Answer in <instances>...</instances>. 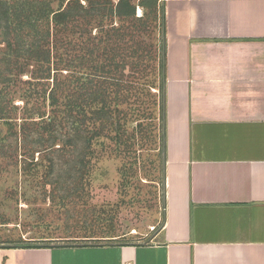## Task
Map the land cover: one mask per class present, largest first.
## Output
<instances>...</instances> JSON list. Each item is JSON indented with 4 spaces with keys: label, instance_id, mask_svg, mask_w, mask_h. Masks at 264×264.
Masks as SVG:
<instances>
[{
    "label": "crops",
    "instance_id": "1",
    "mask_svg": "<svg viewBox=\"0 0 264 264\" xmlns=\"http://www.w3.org/2000/svg\"><path fill=\"white\" fill-rule=\"evenodd\" d=\"M163 224L151 243L0 246V264H264V0H161Z\"/></svg>",
    "mask_w": 264,
    "mask_h": 264
},
{
    "label": "rangeland",
    "instance_id": "2",
    "mask_svg": "<svg viewBox=\"0 0 264 264\" xmlns=\"http://www.w3.org/2000/svg\"><path fill=\"white\" fill-rule=\"evenodd\" d=\"M152 1L158 5L153 8L154 4H150L148 12L156 9L160 12L161 0ZM146 11L138 6L136 16L141 17ZM8 23L6 17L0 18V88L6 87L3 82L10 73L3 61L9 38ZM19 25L20 33L15 36L25 45L23 49L38 42L35 30L47 31L53 41L50 25L41 21L27 23V19L25 24ZM156 30L153 35L151 33V38L150 33L143 35V38L153 47V51H157L160 61L164 52L163 30L158 27ZM18 62L23 65L29 63L23 57ZM160 64L154 75L158 78L157 88L151 89L159 106L154 105L147 112H150L147 117H151V120H140L137 109L136 115L127 123L125 140L128 147L124 144L119 149L121 154H112L107 147L96 148L95 157L88 156L91 158L79 165L82 172L74 168L72 154L75 152L68 144L71 141L73 147L84 146L73 138L74 134L65 137L67 135L61 131L64 128L59 126L57 135L60 141L56 144L62 146L66 143L68 148L45 150V146L41 145L42 138L50 140L51 137L37 124L41 120L39 116L45 113L47 118L53 109L47 104H41L42 107L36 105V97L42 89L33 79L36 75L33 67H26L20 81L6 89L5 99L10 97L9 90L17 93V96L25 93L33 96L29 101L20 97L16 99L14 105L18 111L15 118L18 124L23 122L24 117L35 118L30 120L25 133L18 131V135L10 136L8 127L0 126V246L153 241V235L163 224L164 214V180L161 179L160 167L165 125L160 105L163 95L160 90ZM136 95L141 94L133 93L132 102L135 100L136 103ZM132 106L126 103L119 110L128 113ZM134 108H137L136 104ZM140 121H143V128L151 121L150 130L146 131L148 135L138 132ZM54 141L53 138L46 146L53 145ZM43 158L45 164H40ZM44 175H48V179Z\"/></svg>",
    "mask_w": 264,
    "mask_h": 264
},
{
    "label": "trees",
    "instance_id": "3",
    "mask_svg": "<svg viewBox=\"0 0 264 264\" xmlns=\"http://www.w3.org/2000/svg\"><path fill=\"white\" fill-rule=\"evenodd\" d=\"M150 4H154L153 8L158 5L152 0H0V18L6 17L9 22L3 61L10 71L3 82L6 87L0 88V126L8 127L10 136L18 135V131L25 133L28 123L35 118L24 117L20 125L15 118L18 111L14 105L16 99L20 97L29 101L33 96L27 93L17 96L9 90L10 97L5 99L6 89L20 81L26 67H33L36 74L33 79L42 89L36 97V105L42 107L41 104H47L53 109L47 118L45 113L39 116L41 120L37 124L51 137L50 140L42 138L41 145L45 150H65L68 144L71 145L75 152L72 154L74 168L82 172L79 165L95 157L96 148L107 147L111 149L110 153L121 154L119 149L127 145V123L136 115L137 109L140 120H151L147 117L150 112H147L158 105L151 89L157 88L158 78L154 75L160 63V90L163 93L160 105L165 125V41L159 61L157 51H153L143 38L149 33L151 38L158 31L157 27L163 30L164 37L165 16L162 6L160 12L156 9L149 13ZM138 6L147 9L141 17L136 16ZM23 19L25 21L21 23ZM26 19L27 23L41 21L50 25L53 41L47 31L35 30L38 42L23 49L25 45L16 40L15 35L20 33L19 24H25ZM20 57L29 63L19 64ZM133 93L141 94L136 95V103L135 100L132 102ZM126 103L133 104L128 113L119 110ZM135 104L137 108H134ZM141 122L138 123V132L148 135L146 131L151 121L144 125L146 130ZM59 126L64 128L61 131L67 135L65 137L74 134L73 138L84 146L73 147L71 141L62 146L56 144L60 141L57 135ZM165 136L164 128L162 175ZM53 138V145L46 146ZM40 164H45L44 158ZM44 177L48 179V175Z\"/></svg>",
    "mask_w": 264,
    "mask_h": 264
},
{
    "label": "water",
    "instance_id": "4",
    "mask_svg": "<svg viewBox=\"0 0 264 264\" xmlns=\"http://www.w3.org/2000/svg\"><path fill=\"white\" fill-rule=\"evenodd\" d=\"M164 155H165V149H164Z\"/></svg>",
    "mask_w": 264,
    "mask_h": 264
}]
</instances>
